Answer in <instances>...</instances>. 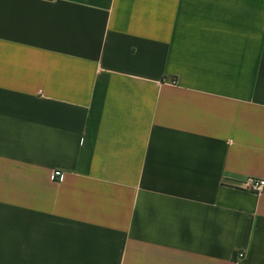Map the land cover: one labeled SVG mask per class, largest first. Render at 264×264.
<instances>
[{"label": "crops", "instance_id": "obj_1", "mask_svg": "<svg viewBox=\"0 0 264 264\" xmlns=\"http://www.w3.org/2000/svg\"><path fill=\"white\" fill-rule=\"evenodd\" d=\"M247 179L264 0H0V264H264Z\"/></svg>", "mask_w": 264, "mask_h": 264}, {"label": "built area", "instance_id": "obj_2", "mask_svg": "<svg viewBox=\"0 0 264 264\" xmlns=\"http://www.w3.org/2000/svg\"><path fill=\"white\" fill-rule=\"evenodd\" d=\"M50 178L53 181L61 180L63 178V172L61 170H54L52 171ZM244 188L255 193H262L264 191V179H247L244 183ZM245 256L244 251H240L235 254V263L241 264L245 259Z\"/></svg>", "mask_w": 264, "mask_h": 264}]
</instances>
